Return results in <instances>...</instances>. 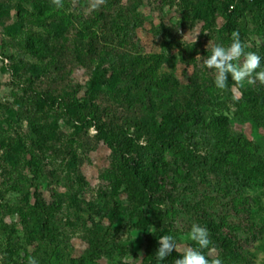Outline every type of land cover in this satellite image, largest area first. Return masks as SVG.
I'll return each instance as SVG.
<instances>
[{"label": "rangeland", "instance_id": "obj_1", "mask_svg": "<svg viewBox=\"0 0 264 264\" xmlns=\"http://www.w3.org/2000/svg\"><path fill=\"white\" fill-rule=\"evenodd\" d=\"M95 2L0 0V264H157L145 235L182 254L192 223L210 260L264 264V85L219 90L202 64L233 31L264 57V0ZM129 55L162 87L117 80ZM184 112L199 121L175 129Z\"/></svg>", "mask_w": 264, "mask_h": 264}, {"label": "clouds", "instance_id": "obj_2", "mask_svg": "<svg viewBox=\"0 0 264 264\" xmlns=\"http://www.w3.org/2000/svg\"><path fill=\"white\" fill-rule=\"evenodd\" d=\"M104 0H96L92 8H98ZM57 8H62V0H51ZM210 55L202 59V64L212 71L215 87L224 90L228 87V81L235 82V85L243 88L247 85H264V66L260 54L247 49V44L242 41L240 33L233 31L230 42L217 44L209 41L206 46ZM198 57H200L198 55ZM201 59V57H200ZM235 98V97H234ZM188 239L195 242L198 247H188L176 259L175 264H224L220 258L209 259L203 249L209 248L211 240L206 227L198 223H192L188 232ZM177 250V242L172 235H165L159 240V247L155 252L156 259L160 264ZM29 264H38L35 257L29 260Z\"/></svg>", "mask_w": 264, "mask_h": 264}, {"label": "trees", "instance_id": "obj_3", "mask_svg": "<svg viewBox=\"0 0 264 264\" xmlns=\"http://www.w3.org/2000/svg\"><path fill=\"white\" fill-rule=\"evenodd\" d=\"M25 1V0H23ZM44 4V1H43ZM43 7V6H41ZM228 8H225V12L227 13V17H231L233 11L229 12L227 10ZM227 25L232 28V22L230 20L227 21ZM25 50L29 52L30 54H34V38L30 37L27 38L25 41ZM139 61L137 58L129 55L125 59H120L118 65L113 69V73L115 74L114 76L116 77L117 80H123L126 82H129L134 88L140 89L142 86H145L144 83H147L148 85L147 88H145L148 91H150L152 88H160L163 85L162 80L156 77H152L151 74H148V72H143L145 73L144 75L146 76H141V72L139 70ZM144 89V90H145ZM177 122L176 125L174 126L175 129L179 128L182 129L187 123H192L193 125H196L195 122L199 121L198 117L191 114L190 112H184L183 114H178L177 115ZM226 125V119L225 118H220L219 122H216L215 125ZM124 159V164L125 168L127 169L128 173L130 174L129 180H136L139 183L143 184L144 187H150L147 185V179L145 178V172L143 168V163L141 160H135L132 163L129 162L128 159L123 157ZM33 201H34V208L37 209V211L42 215L43 217V222L41 225V235L42 236H48L50 234V225L48 222V211L47 207L45 204V201L43 197L41 196L40 193L34 192L33 193ZM152 221L145 217V216H140L139 219L136 222V226L138 228L146 229V227L151 224ZM158 227V226H157ZM162 236V232L159 230H155L152 233H148L145 235V240L148 244V246H151L153 253L156 252L157 250V245H158V240ZM152 253V257H153ZM181 254L173 252L170 256H168L162 264H175L176 259L180 256ZM154 262L157 264H160V262L157 261L156 255L154 257Z\"/></svg>", "mask_w": 264, "mask_h": 264}]
</instances>
